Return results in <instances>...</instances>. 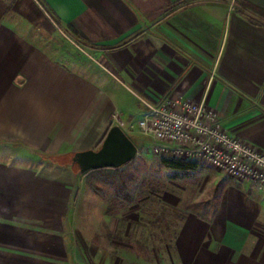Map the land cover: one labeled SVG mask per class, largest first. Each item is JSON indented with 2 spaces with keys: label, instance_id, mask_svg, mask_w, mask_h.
Segmentation results:
<instances>
[{
  "label": "crops",
  "instance_id": "0c3cea01",
  "mask_svg": "<svg viewBox=\"0 0 264 264\" xmlns=\"http://www.w3.org/2000/svg\"><path fill=\"white\" fill-rule=\"evenodd\" d=\"M183 1L0 0V264L86 263L97 209L112 230L71 156L98 149L118 117L141 135L123 91L138 115L142 98H206L232 135L264 150V23L236 0ZM197 169L207 203L178 218L169 264H264V191Z\"/></svg>",
  "mask_w": 264,
  "mask_h": 264
},
{
  "label": "rangeland",
  "instance_id": "374dc122",
  "mask_svg": "<svg viewBox=\"0 0 264 264\" xmlns=\"http://www.w3.org/2000/svg\"><path fill=\"white\" fill-rule=\"evenodd\" d=\"M63 30V42L68 44L65 47L68 50L77 51L82 60L88 62L87 64L90 61L92 63L93 59L88 55L91 54L90 49L84 47L88 53L85 54L65 37ZM66 34L69 36L70 33L66 32ZM123 94L132 109L131 113L127 114L135 116V120L138 121L141 116L138 113L143 108L129 92L123 91ZM122 116H124L123 113ZM131 136L133 138L141 136L143 139V136L139 134H131ZM71 157L74 159V156ZM160 157L152 153L138 154L137 162L131 168L133 177L138 180L129 184L134 192L139 182L145 178L151 179L150 191L147 192L148 196L145 200L140 198L135 205L131 206L122 200L116 203V208L111 209L109 203L100 196L103 199L101 200L103 206L107 204L108 211L112 217H115V219L111 217L112 222L115 221L112 223V230H109L107 224L104 227L102 218H99L98 209L94 212L95 224L93 228H88L89 234L86 241H94L95 250L94 253L88 251L89 259L84 264H169L166 242L173 236L172 231L178 226V218H181L187 209H202L207 201L204 198V191L201 192L200 189L204 188L203 177L197 176L201 173L200 169L191 173L179 172L173 176L171 172L168 173L159 168L154 162ZM77 169L80 173V168L77 167ZM80 175L85 179L83 174ZM84 203L85 200L79 203L81 215L87 214ZM96 207L100 209V205L92 202L89 210L92 211ZM107 219L104 218V221L107 222ZM108 238H110L109 242Z\"/></svg>",
  "mask_w": 264,
  "mask_h": 264
},
{
  "label": "built area",
  "instance_id": "2783aa9c",
  "mask_svg": "<svg viewBox=\"0 0 264 264\" xmlns=\"http://www.w3.org/2000/svg\"><path fill=\"white\" fill-rule=\"evenodd\" d=\"M142 101L145 111L130 124L143 136L138 154L206 163L233 179L254 181L264 191V150L232 135L206 98L195 101L176 96ZM118 122L124 126L119 117Z\"/></svg>",
  "mask_w": 264,
  "mask_h": 264
},
{
  "label": "trees",
  "instance_id": "16d2710c",
  "mask_svg": "<svg viewBox=\"0 0 264 264\" xmlns=\"http://www.w3.org/2000/svg\"><path fill=\"white\" fill-rule=\"evenodd\" d=\"M196 0H184L183 2H193ZM229 1V0H225ZM241 12L253 13L257 15L264 23V8L254 5L245 0H236ZM52 17L59 21L55 13L50 12ZM138 156L132 161L126 163L121 168H99L89 172L83 173L85 176V183L105 201L109 203V208H116L117 202L123 200L127 205H135L138 199H146L150 191V180L148 178L139 182L135 192L130 187V183L137 182L138 180L133 177L131 168L136 164ZM154 162L158 164L159 168L171 172L173 176L179 172L191 173L198 168V162L189 161L175 157H160L155 159ZM148 189V190H147ZM183 218V217H181Z\"/></svg>",
  "mask_w": 264,
  "mask_h": 264
},
{
  "label": "water",
  "instance_id": "95a60500",
  "mask_svg": "<svg viewBox=\"0 0 264 264\" xmlns=\"http://www.w3.org/2000/svg\"><path fill=\"white\" fill-rule=\"evenodd\" d=\"M138 156V145L119 124L110 127L98 149L75 153L80 173L99 168H121Z\"/></svg>",
  "mask_w": 264,
  "mask_h": 264
}]
</instances>
